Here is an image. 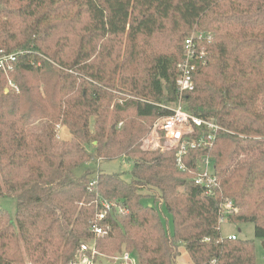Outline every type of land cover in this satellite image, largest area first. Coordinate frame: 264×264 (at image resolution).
I'll return each instance as SVG.
<instances>
[{
  "label": "trees",
  "instance_id": "trees-1",
  "mask_svg": "<svg viewBox=\"0 0 264 264\" xmlns=\"http://www.w3.org/2000/svg\"><path fill=\"white\" fill-rule=\"evenodd\" d=\"M194 36L205 57L186 108L222 131L184 172L177 150L141 147L172 114ZM1 52L19 55L0 69V197L17 203L15 221L0 210V264H84L94 251L177 264L181 248L193 264H257L255 242L229 240L220 219L232 200L241 211L226 222L264 241V0H0ZM58 126L72 138L57 141ZM124 157L130 182L86 166ZM208 157L213 197L192 182ZM102 202L114 205L98 239Z\"/></svg>",
  "mask_w": 264,
  "mask_h": 264
},
{
  "label": "built area",
  "instance_id": "built-area-1",
  "mask_svg": "<svg viewBox=\"0 0 264 264\" xmlns=\"http://www.w3.org/2000/svg\"><path fill=\"white\" fill-rule=\"evenodd\" d=\"M195 37H191L185 41V60L180 66V74L177 79L178 101L172 107H167L172 114L169 117L159 119L154 129L159 131L165 141V145L169 150H177V166L181 171H186L187 168L183 160L190 151H198L210 147L216 139V134L221 130L213 120L199 118L191 114L187 108L185 100L189 94L195 91L193 80L194 73L198 69V63L204 62L205 53L197 52L195 45ZM2 53V52H1ZM18 53L0 55V69L5 74L13 71V63L18 58ZM14 90L18 92V88L11 78H8V88L6 92ZM164 107V106H163ZM166 108V107H164ZM60 130V126L56 128V132ZM58 139L60 136H57ZM198 171L192 179L193 184L199 187L203 195L213 197L218 187V179L214 171V163L212 159L204 158L198 166ZM94 179L91 183V189L96 185ZM112 203L102 202L100 211L92 225V231L96 237H105L108 235L109 227H103V223L108 214L112 211ZM237 212V207L232 200L226 199L221 209V224ZM229 240H237V236H228ZM95 253V251L93 252ZM123 264H133L129 253L120 256ZM84 264H93L91 260H85Z\"/></svg>",
  "mask_w": 264,
  "mask_h": 264
},
{
  "label": "rangeland",
  "instance_id": "rangeland-1",
  "mask_svg": "<svg viewBox=\"0 0 264 264\" xmlns=\"http://www.w3.org/2000/svg\"><path fill=\"white\" fill-rule=\"evenodd\" d=\"M7 88H8V83H7L6 89ZM121 102L122 100L119 99L117 101L116 106L121 105ZM55 134H56L57 141H68L72 138L69 130L64 126H61L58 132L55 131ZM58 135L60 136L59 139L57 137ZM168 148L169 147L165 145V141L161 133L159 131H156L154 129V126L152 127L151 132L148 135V137L145 140H143V145L141 147L143 151H149V152L156 151L158 149L161 152L171 151ZM209 159L211 158L209 157ZM98 163L95 161H92L88 163L86 166L88 169L92 171H95V169L97 170L98 166H100V169L102 172H105L108 174H114V173L121 174V176L126 181L130 182L132 180L131 170L133 167V163L129 158L124 157L121 159L102 161ZM79 171L80 170H78L77 173L81 174ZM0 210L6 211L11 216L13 221H15L16 212H17V203L14 199L10 197H0ZM240 211H241L240 208L237 207V212L234 215H238ZM163 212L165 215L164 221L165 223L166 222L168 223V227L172 232L173 222H172L171 216L166 212L165 209H163ZM239 230H241V232H239ZM221 231H222V234L226 237H228L231 234H235L237 236V239L254 241L256 245L257 264H264V248H263L264 241L255 239L253 224L247 223L243 225H235V224H230L228 222H224L221 224ZM98 239H101V238H98ZM96 242L97 241L91 243L93 245L92 247H95L94 244H96ZM97 252H95V254H93L90 258L88 257L93 262V264H123L122 261L120 260V256L125 254V252L123 253V251L116 253L113 256H107V255H103ZM130 256H131V261L133 264H139L138 256L136 254H131ZM86 260L88 261V259ZM177 264H193L192 261L190 260L188 253L186 252L184 248H181V255L177 260Z\"/></svg>",
  "mask_w": 264,
  "mask_h": 264
},
{
  "label": "crops",
  "instance_id": "crops-1",
  "mask_svg": "<svg viewBox=\"0 0 264 264\" xmlns=\"http://www.w3.org/2000/svg\"><path fill=\"white\" fill-rule=\"evenodd\" d=\"M239 232H241V230H239ZM231 235H235V234H231ZM231 235H229V236H231ZM236 236V235H235ZM263 248H264V243H263Z\"/></svg>",
  "mask_w": 264,
  "mask_h": 264
}]
</instances>
